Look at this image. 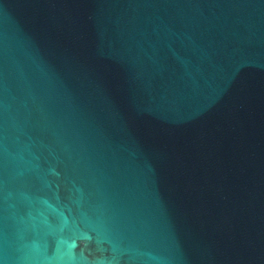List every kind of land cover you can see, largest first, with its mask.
<instances>
[{"label": "water", "instance_id": "1", "mask_svg": "<svg viewBox=\"0 0 264 264\" xmlns=\"http://www.w3.org/2000/svg\"><path fill=\"white\" fill-rule=\"evenodd\" d=\"M0 264H264V0H0Z\"/></svg>", "mask_w": 264, "mask_h": 264}]
</instances>
